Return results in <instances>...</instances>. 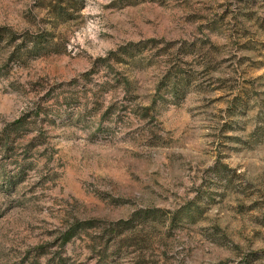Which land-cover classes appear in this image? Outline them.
<instances>
[{
    "label": "rangeland",
    "instance_id": "obj_1",
    "mask_svg": "<svg viewBox=\"0 0 264 264\" xmlns=\"http://www.w3.org/2000/svg\"><path fill=\"white\" fill-rule=\"evenodd\" d=\"M75 1L0 0V264H264V0Z\"/></svg>",
    "mask_w": 264,
    "mask_h": 264
},
{
    "label": "trees",
    "instance_id": "obj_2",
    "mask_svg": "<svg viewBox=\"0 0 264 264\" xmlns=\"http://www.w3.org/2000/svg\"><path fill=\"white\" fill-rule=\"evenodd\" d=\"M55 4H54V11L56 12L55 15L60 17L63 16L65 14V10H66V6L63 5V3H69L70 5L72 4L73 8H77L78 7V3L75 0H54ZM72 2V3H71ZM77 5V6H76ZM76 6V7H75ZM46 36V35H45ZM46 37L43 36L42 38H38L34 41H32V45L29 49V53L31 55H42L45 54L46 49L48 48L49 45H45V41H46ZM16 39L13 35V33L5 28L0 29V43L7 41V42H14ZM23 50L21 49V47H17L15 49V53H18L19 55L21 54ZM21 56V55H20ZM174 89L177 90V88L180 86L179 83H175L174 84ZM84 225L83 222H77L75 224H73L67 231H65L63 233V237H62V241L63 243H66L68 241H70L76 234L77 231L80 227H82Z\"/></svg>",
    "mask_w": 264,
    "mask_h": 264
}]
</instances>
